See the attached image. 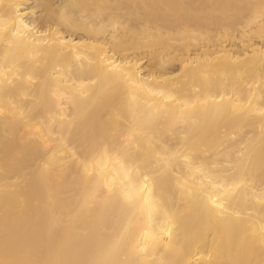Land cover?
Wrapping results in <instances>:
<instances>
[{
  "label": "bare ground",
  "instance_id": "1",
  "mask_svg": "<svg viewBox=\"0 0 264 264\" xmlns=\"http://www.w3.org/2000/svg\"><path fill=\"white\" fill-rule=\"evenodd\" d=\"M28 2L0 0V264H264V0Z\"/></svg>",
  "mask_w": 264,
  "mask_h": 264
},
{
  "label": "rangeland",
  "instance_id": "2",
  "mask_svg": "<svg viewBox=\"0 0 264 264\" xmlns=\"http://www.w3.org/2000/svg\"><path fill=\"white\" fill-rule=\"evenodd\" d=\"M33 1L34 0H29L28 4H32ZM253 41H254L253 44L255 45V48H260L261 47L260 41L258 39H255ZM229 45H230V47H229ZM239 45H240L239 43L236 46H231V44H227V45L225 44L226 48H228V49H230V48L234 49L233 47H235L236 50H240ZM147 64H148V62L146 61L144 64H142V66L145 67Z\"/></svg>",
  "mask_w": 264,
  "mask_h": 264
}]
</instances>
